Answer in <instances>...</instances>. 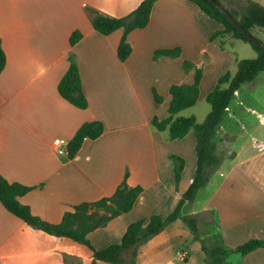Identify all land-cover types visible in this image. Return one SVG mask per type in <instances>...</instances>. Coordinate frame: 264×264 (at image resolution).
Listing matches in <instances>:
<instances>
[{
	"label": "crops",
	"instance_id": "obj_1",
	"mask_svg": "<svg viewBox=\"0 0 264 264\" xmlns=\"http://www.w3.org/2000/svg\"><path fill=\"white\" fill-rule=\"evenodd\" d=\"M142 1L0 0V42L6 57L0 74V175L31 188L19 202L34 216L58 224L72 207L111 196L124 179L128 187L142 188L128 213L88 234L96 250L119 243L129 224L176 208L196 170L195 134L172 141L168 130H156L152 121L168 117L170 88L191 85L196 70L201 71L196 104L206 102L234 61L219 39H210L222 25L189 0H157L147 26L127 35L131 54L120 61L123 31L97 33L88 9L121 18ZM74 31L82 38L71 46ZM166 50L179 57L154 58L155 52ZM71 55L88 103L85 110L58 93ZM184 62L191 69L185 70ZM263 72L243 86L257 90ZM84 123L95 124L93 132L99 125L101 133L85 138L69 157V142ZM55 139L60 145H54ZM212 142L219 167L195 200L182 206L181 215L195 217L199 226L208 217L212 234L229 249L263 240L264 94L246 96L238 90ZM171 156L184 161L177 184ZM201 240L176 219L138 248L135 263L209 264ZM65 255L92 260L88 247L33 229L0 203V264H65ZM224 264H264V249L233 253Z\"/></svg>",
	"mask_w": 264,
	"mask_h": 264
},
{
	"label": "trees",
	"instance_id": "obj_2",
	"mask_svg": "<svg viewBox=\"0 0 264 264\" xmlns=\"http://www.w3.org/2000/svg\"><path fill=\"white\" fill-rule=\"evenodd\" d=\"M156 1L143 0L134 11L121 18H112L95 9H88L92 27L97 33L107 36L120 29L123 31L117 48V57L120 61L124 62L131 54V46L127 42V35L133 30L143 29L147 26L152 7ZM189 1L194 3L206 16L222 25L223 29L213 33L210 37L211 40L221 38L224 35L232 36L249 43L257 52V57L253 60L239 61L237 72L233 77L229 73L219 77L216 87L206 97V102L211 106V111L203 123L198 124L194 117H177V114L194 106L198 100L201 80L200 70L195 71L194 81L191 85H174L170 88L171 99L168 107V117L162 121H158L156 118L153 119V127L158 131L167 129L169 139L172 141L184 138L190 131L195 134L196 170L188 189L173 212L166 216L151 215L147 220L133 222L128 225L119 243L110 244L103 249L96 250L90 245L87 239L88 234L96 229L105 227L114 218L128 213L132 209L138 195L142 192L141 187L130 188L125 181L126 179H124L111 196L101 198L92 203L85 202L76 205L64 213L60 223L50 224L34 216L27 206L19 202V198L27 194L31 188L18 183H10L0 175V203L7 212L33 229L57 238H67L88 247L92 252V260L88 263L65 255L63 257L65 264H71V260H75V264H97L98 262L136 264L135 258L138 248L153 236L159 234L169 223L176 219H181L189 227L195 238L198 237V220L193 216H182L181 208L185 203H191L195 200L197 192L206 186L211 175L219 167L221 158L216 154L212 137L220 125L221 117L229 106L234 92L240 90L245 84H253L257 75L264 71V51L248 42L209 2L206 0ZM214 1L223 7L240 27L258 39L252 34V30L264 29L263 6L251 0H245V8L237 16L227 10L219 0ZM81 38L82 34L79 31H74L69 38V44L73 46ZM220 46H223L222 42H220ZM160 56L178 58L179 54L172 50L155 52L154 58ZM69 61V69L58 83V93L75 108L85 110L88 107V103L81 90V81L74 56L71 55ZM5 64L6 57L0 42V74L5 68ZM191 67L190 63H183L185 70L191 69ZM223 86L226 87L223 88ZM154 96L155 101L159 103V96L156 94ZM94 127L95 124L84 123L77 130L68 145L69 157L75 155L85 138H94L101 133L99 125H97L95 132H93ZM170 160L173 165L175 183L177 184L184 167V161L176 156H171ZM214 238L210 246H207V243L201 240L202 250L207 256L209 264H224L225 258L233 253L247 255L259 248L264 249V239H251L235 249H229L224 247L216 236Z\"/></svg>",
	"mask_w": 264,
	"mask_h": 264
},
{
	"label": "rangeland",
	"instance_id": "obj_3",
	"mask_svg": "<svg viewBox=\"0 0 264 264\" xmlns=\"http://www.w3.org/2000/svg\"><path fill=\"white\" fill-rule=\"evenodd\" d=\"M221 4L229 11L235 13L237 16L243 12V9L245 8L246 2L245 0H219ZM247 1V0H246ZM261 6L264 7V0H251ZM252 34L258 38L262 43H264V30H252ZM224 38V41L222 39ZM219 39V42L223 43V46H226L228 50L231 51L233 55V64L231 66V69L229 70V74L231 77H233L237 72V64L241 60H253L257 57V52L253 49V47L244 41L234 40V39H228L226 36H223ZM259 78H264V72L259 75ZM226 86H223L225 88ZM244 95L248 96L250 93L255 92L258 94H264V82H261L260 87L257 90H250L249 86H243V89H240ZM211 110V106L207 104L206 102H200V104H196L193 107L187 108L186 110L182 111L177 115V117L181 118H189L195 116L196 122L198 124H201L205 121L207 115L209 114ZM208 112V113H205ZM226 111L223 113L222 117L224 119ZM221 117V119H222ZM221 123V122H220ZM209 218L206 217L202 223L200 222L197 225L198 229V237L202 238V241L207 243V246H210L215 239L214 235L212 234V226L209 223ZM71 264H75V260L70 261Z\"/></svg>",
	"mask_w": 264,
	"mask_h": 264
},
{
	"label": "water",
	"instance_id": "obj_4",
	"mask_svg": "<svg viewBox=\"0 0 264 264\" xmlns=\"http://www.w3.org/2000/svg\"><path fill=\"white\" fill-rule=\"evenodd\" d=\"M209 2L218 12L222 14V16L251 44L256 46L257 48L264 51V43L260 40L253 37L250 33L246 32L242 27H240L231 17L230 15L214 0H206Z\"/></svg>",
	"mask_w": 264,
	"mask_h": 264
},
{
	"label": "built area",
	"instance_id": "obj_5",
	"mask_svg": "<svg viewBox=\"0 0 264 264\" xmlns=\"http://www.w3.org/2000/svg\"><path fill=\"white\" fill-rule=\"evenodd\" d=\"M236 92H234V94H235ZM54 145H56V146H58V145H60V139H55L54 140ZM184 253L183 252H181V253H179V258H181V259H183V257H184V255H183Z\"/></svg>",
	"mask_w": 264,
	"mask_h": 264
}]
</instances>
